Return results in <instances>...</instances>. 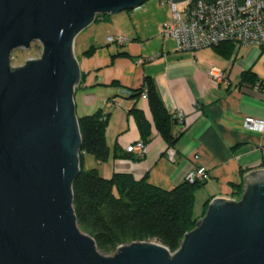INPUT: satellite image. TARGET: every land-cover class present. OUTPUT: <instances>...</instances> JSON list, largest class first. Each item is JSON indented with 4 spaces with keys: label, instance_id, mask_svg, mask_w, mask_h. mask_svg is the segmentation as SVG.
Segmentation results:
<instances>
[{
    "label": "water",
    "instance_id": "95a60500",
    "mask_svg": "<svg viewBox=\"0 0 264 264\" xmlns=\"http://www.w3.org/2000/svg\"><path fill=\"white\" fill-rule=\"evenodd\" d=\"M147 1L0 0V264H264V169L245 176L239 200L214 198L174 253L135 241L106 255L78 224L76 38L98 15ZM37 42L40 58L11 64L15 50Z\"/></svg>",
    "mask_w": 264,
    "mask_h": 264
},
{
    "label": "crops",
    "instance_id": "0c3cea01",
    "mask_svg": "<svg viewBox=\"0 0 264 264\" xmlns=\"http://www.w3.org/2000/svg\"><path fill=\"white\" fill-rule=\"evenodd\" d=\"M170 16L171 9L145 36L136 29V36L124 37L125 42L117 47L93 44L97 47L93 55L85 54L88 48L78 56L83 78L75 95L77 116L100 109L108 112L107 143L112 153L126 154L107 162L94 157L87 160L85 155V169L97 168L106 179L115 174H130L137 181L147 178L149 183L170 190L202 165L208 172L205 206L217 197L237 200L233 186L244 183L250 172L264 169V130L244 126L247 118L264 120L263 93L255 84L243 81V73L253 71L259 50L243 49L237 57L233 51L229 58L212 48L180 52L173 38L158 36ZM215 66L228 74V81L211 82L209 71ZM146 76L154 80L174 117L179 111L185 114V123L175 127L181 137L174 148L158 133L147 96L135 100L122 93L139 89ZM135 104L152 124L144 155L127 151L143 140L130 114ZM170 149L175 151L174 159L168 156Z\"/></svg>",
    "mask_w": 264,
    "mask_h": 264
},
{
    "label": "trees",
    "instance_id": "16d2710c",
    "mask_svg": "<svg viewBox=\"0 0 264 264\" xmlns=\"http://www.w3.org/2000/svg\"><path fill=\"white\" fill-rule=\"evenodd\" d=\"M96 48L92 46L85 54L93 55ZM212 49L229 58L234 46L223 43ZM243 81L256 84L262 80L249 70L243 73ZM130 91L127 97L135 100L146 94L158 133L170 148L176 147L181 137L180 132H175L179 122L165 106L154 80L146 76L139 89ZM130 114L134 116L144 142H148L152 136V124L136 104ZM109 118L110 114L104 109L79 118L83 137L82 171L73 187L78 224L95 239L99 250L105 254H114L121 245L135 241L158 242L174 253L186 233L196 226V191L204 187L207 180L194 183L185 180L167 190L149 183L147 178L137 181L130 174H115L106 179L97 168L85 169L86 154L98 162H107L111 157H126L116 151L112 153L107 143ZM243 185L233 186L236 195L243 193ZM208 205L206 203L204 214Z\"/></svg>",
    "mask_w": 264,
    "mask_h": 264
},
{
    "label": "built area",
    "instance_id": "2783aa9c",
    "mask_svg": "<svg viewBox=\"0 0 264 264\" xmlns=\"http://www.w3.org/2000/svg\"><path fill=\"white\" fill-rule=\"evenodd\" d=\"M167 1L171 4V16L162 27L161 34L165 38L175 39L178 51L196 52L223 43L234 46L235 57L247 48L258 49L259 56L264 51V0H190L182 4L165 0ZM125 40L124 37H108L109 43H124ZM209 76L214 85L229 80L228 74L217 66L210 69ZM254 87L264 95V79ZM176 118L180 124L185 123L183 111H179ZM244 126L251 130L263 131L264 120L247 118ZM127 151L144 155L147 145L141 140L128 147ZM168 156L174 159L175 151L170 149ZM207 179V169L202 165L186 177V181L191 183Z\"/></svg>",
    "mask_w": 264,
    "mask_h": 264
},
{
    "label": "rangeland",
    "instance_id": "374dc122",
    "mask_svg": "<svg viewBox=\"0 0 264 264\" xmlns=\"http://www.w3.org/2000/svg\"><path fill=\"white\" fill-rule=\"evenodd\" d=\"M170 9L171 4L168 1L165 2V0H148L143 7L137 10H125L117 14L98 16L94 23L84 29L77 36L75 42V53L77 58L82 50L90 48L93 44H110L111 47H117L118 42H108V37L110 35H113L115 39H118L119 37L129 38L131 34V36H136L134 35V31L138 29L142 32V35L145 36L148 30L152 29L153 25H156V23L164 16L167 11L170 12ZM160 32L158 33V36L160 38H165ZM173 40L175 41V39ZM42 52V46L38 42L33 43L30 49L19 48L13 52L11 64L14 67L24 65L29 59L40 58ZM253 71L258 74L261 80L264 79V51L256 59V62L253 66ZM86 156L88 157L87 160L93 157L89 154H86ZM207 193L208 189L205 186L199 188L196 191L194 214L195 216H197V221L206 214H204V210L206 198L208 196ZM241 196L242 194L236 195L237 200H239Z\"/></svg>",
    "mask_w": 264,
    "mask_h": 264
}]
</instances>
